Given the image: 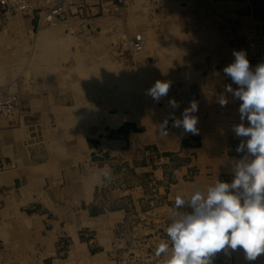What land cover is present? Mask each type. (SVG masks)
Returning a JSON list of instances; mask_svg holds the SVG:
<instances>
[{
    "label": "crops",
    "instance_id": "1",
    "mask_svg": "<svg viewBox=\"0 0 264 264\" xmlns=\"http://www.w3.org/2000/svg\"><path fill=\"white\" fill-rule=\"evenodd\" d=\"M153 5V45L146 52L172 54L169 76L178 89L169 100L175 99L179 107L168 105L163 119L146 124L145 130L124 110L116 117L109 114L89 121L76 117L70 138L66 126L49 128V118L69 111L63 99L35 88V84L44 87L47 82H35L32 70L61 69L50 53L58 54L56 47L71 33L62 25L45 28L37 24V10L44 7L40 0H31L30 13L25 15L4 13L0 6V88L26 85L20 88L19 109L0 117V226L8 222L20 231L35 232V237L45 234L51 246L59 238L75 244L83 230H90L95 232V243L102 245L98 233L108 235L123 221L125 211L90 213L99 203L101 168L90 172L83 162L86 154L92 159L101 153L133 162L147 156L149 145L171 160L181 158L184 171H195L199 186L215 184L217 179L231 182L233 165L243 155L236 149L246 138L236 137L232 131L241 122V101L225 93L226 85L237 86L223 69L239 50L246 52L251 66L252 52L242 36L254 23L264 26V0H154ZM24 70H31L30 75ZM222 94L229 99L226 107L218 102ZM191 101L198 103L195 135L173 127L171 119L172 115L182 118ZM165 120L167 135L161 129ZM131 122L136 128H130ZM60 147L73 150L72 159L59 153ZM107 241L106 237L105 244ZM218 255L224 264H264V254L251 262L242 250Z\"/></svg>",
    "mask_w": 264,
    "mask_h": 264
},
{
    "label": "rangeland",
    "instance_id": "2",
    "mask_svg": "<svg viewBox=\"0 0 264 264\" xmlns=\"http://www.w3.org/2000/svg\"><path fill=\"white\" fill-rule=\"evenodd\" d=\"M40 2L44 7L43 10H37V24L47 27L40 23V14L63 2L66 11L61 23L48 27L62 25L71 33L60 47H56L60 50L58 54L50 53V59L55 64L60 63L63 66L61 69L32 70L35 82H47L44 87L35 84V88L39 87L50 96L63 99L69 111L65 116L49 118V128L61 129L66 126L70 133L67 138H70L75 130L76 117L87 121L109 114L116 117L122 112L120 110H124L130 120L141 122V130H145L146 124L159 123L163 119L170 94L177 91L178 85L170 77L171 62H174L172 54L146 52L153 45L154 0ZM157 23L159 28L160 20ZM137 34L145 43L141 50L132 49V39ZM24 71L30 75L31 70ZM157 80L171 84L166 98L162 97L159 102L147 94V90ZM24 87L26 85H21L19 89L15 85L9 90L0 88V96L6 102L12 101L9 104L11 107L2 112L0 117H8L19 109L20 93ZM80 112L83 115L80 116ZM132 125L136 128L132 122L130 128ZM116 137L113 134V138ZM65 148L60 147L59 153H67L65 158L72 159L73 150ZM145 149L147 156L133 162L101 153L92 159L86 154L87 158L83 162L90 172L106 166L113 170L110 183L101 179L97 191L99 203L90 213L97 215L125 211L123 221L116 224L108 235L98 233L102 245L95 243V232L83 230L79 243L59 238L55 246H51L45 234L35 237V232L20 231L15 225L3 222L0 226V264H165L164 254L157 257L156 251L158 245L168 239V208L174 204L177 194L190 196L193 185L206 191L214 184L197 185L195 171H184L181 158L171 160L169 155L159 153L149 145ZM213 264H224L218 254Z\"/></svg>",
    "mask_w": 264,
    "mask_h": 264
},
{
    "label": "clouds",
    "instance_id": "3",
    "mask_svg": "<svg viewBox=\"0 0 264 264\" xmlns=\"http://www.w3.org/2000/svg\"><path fill=\"white\" fill-rule=\"evenodd\" d=\"M234 60L223 72L233 84L225 86V93L241 101L240 123L232 131L242 139L237 153L240 159L233 165L231 182H217L206 191L193 185L190 196L177 194L168 208L170 224L166 228L167 240L162 241L156 256L164 254L165 264H213L216 254L242 250L247 261H255L264 254V63L253 69L244 50L233 52ZM171 84L157 80L147 90L155 101L167 96ZM219 105L226 107L229 99L219 97ZM172 109L179 107L175 99L169 100ZM198 103L181 113L182 118L171 116L172 126L184 132L198 134ZM247 121V126L245 125ZM168 122L161 125L167 135ZM100 178L105 183L113 179V170L104 167ZM190 209V210H188Z\"/></svg>",
    "mask_w": 264,
    "mask_h": 264
},
{
    "label": "built area",
    "instance_id": "4",
    "mask_svg": "<svg viewBox=\"0 0 264 264\" xmlns=\"http://www.w3.org/2000/svg\"><path fill=\"white\" fill-rule=\"evenodd\" d=\"M0 6L4 13H28L31 10V0H0ZM66 8L63 2H58L54 6L49 7L40 14V23L47 26H56L61 23L63 14ZM242 39L246 46L251 50V67L254 69L260 63H264V26L259 23H254L249 26ZM136 50L143 48V38L137 34L131 43ZM12 101H5L4 97L0 96V114L8 110Z\"/></svg>",
    "mask_w": 264,
    "mask_h": 264
},
{
    "label": "bare ground",
    "instance_id": "5",
    "mask_svg": "<svg viewBox=\"0 0 264 264\" xmlns=\"http://www.w3.org/2000/svg\"><path fill=\"white\" fill-rule=\"evenodd\" d=\"M59 25V24H58ZM43 26V25H42ZM46 28V27H45ZM48 30V29H47ZM144 45H145V43H144V41H143V48H144ZM132 49H134L133 47H132ZM120 111H122V110H120ZM122 113V112H121Z\"/></svg>",
    "mask_w": 264,
    "mask_h": 264
}]
</instances>
